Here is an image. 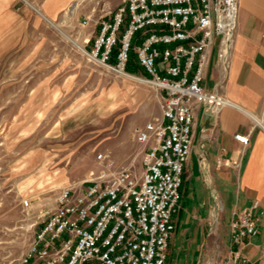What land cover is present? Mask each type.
I'll use <instances>...</instances> for the list:
<instances>
[{
    "label": "built area",
    "instance_id": "2783aa9c",
    "mask_svg": "<svg viewBox=\"0 0 264 264\" xmlns=\"http://www.w3.org/2000/svg\"><path fill=\"white\" fill-rule=\"evenodd\" d=\"M238 19L239 0H122L110 18L98 21L88 53L113 72L145 79L159 94L162 118L136 132L144 146L140 178L131 169L104 170L64 189L23 264H166L196 107L217 116L231 105L207 90L206 73L217 40L218 59L228 66ZM139 32L141 45L133 47ZM131 50L140 66L135 74L127 71ZM234 138L244 146L250 142L249 135ZM263 218L258 202L233 214L229 233L236 261L259 235Z\"/></svg>",
    "mask_w": 264,
    "mask_h": 264
},
{
    "label": "rangeland",
    "instance_id": "374dc122",
    "mask_svg": "<svg viewBox=\"0 0 264 264\" xmlns=\"http://www.w3.org/2000/svg\"><path fill=\"white\" fill-rule=\"evenodd\" d=\"M121 2L78 0L77 15L53 24L30 11L0 45V264H23L64 189L104 170L142 174L136 132L162 118L158 92L79 49L91 51L90 28ZM141 42L139 32L133 47ZM129 67L140 70L134 50ZM223 240L205 245V255L223 261Z\"/></svg>",
    "mask_w": 264,
    "mask_h": 264
},
{
    "label": "crops",
    "instance_id": "0c3cea01",
    "mask_svg": "<svg viewBox=\"0 0 264 264\" xmlns=\"http://www.w3.org/2000/svg\"><path fill=\"white\" fill-rule=\"evenodd\" d=\"M77 1L0 0V45L15 36L30 11L53 24L63 16L77 15L81 5L71 12ZM89 33L95 38L98 25ZM218 43L211 54L206 88L224 95L231 105L217 116L208 107H196L193 149L166 264H212L211 260L223 264L226 256L225 264H264V218L259 235L242 248L239 261L231 255L229 233L234 213L255 202L264 212V0H239L228 66L218 59ZM238 134L249 135V144L236 141ZM218 240L228 250L223 261L222 255L219 261L212 253L205 255V245Z\"/></svg>",
    "mask_w": 264,
    "mask_h": 264
},
{
    "label": "bare ground",
    "instance_id": "6f19581e",
    "mask_svg": "<svg viewBox=\"0 0 264 264\" xmlns=\"http://www.w3.org/2000/svg\"><path fill=\"white\" fill-rule=\"evenodd\" d=\"M75 43V42H74ZM79 49H80V51L84 54V55H86V56H88L91 60H93V61H95V62H98L99 64H101L102 66H104L100 61H98V60H96L95 58H94V56L93 55H91V54H89L83 47H81V46H79ZM106 69H110V68H108L107 66H104ZM117 75H119L120 77H122V78H125V79H128V80H132V81H135V82H139V83H141V84H148V82L145 80V79H142V78H139V77H136V76H133V75H128V74H124V73H122V72H118V71H116L115 72Z\"/></svg>",
    "mask_w": 264,
    "mask_h": 264
},
{
    "label": "trees",
    "instance_id": "16d2710c",
    "mask_svg": "<svg viewBox=\"0 0 264 264\" xmlns=\"http://www.w3.org/2000/svg\"><path fill=\"white\" fill-rule=\"evenodd\" d=\"M127 71H128L129 73H131V74H135V73H137L138 70H137V71H133V70H131L130 67H128Z\"/></svg>",
    "mask_w": 264,
    "mask_h": 264
}]
</instances>
